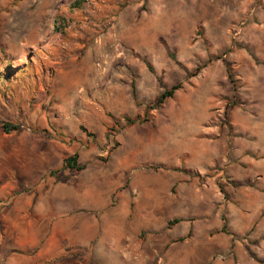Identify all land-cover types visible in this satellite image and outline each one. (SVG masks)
Masks as SVG:
<instances>
[{
    "label": "rangeland",
    "instance_id": "obj_1",
    "mask_svg": "<svg viewBox=\"0 0 264 264\" xmlns=\"http://www.w3.org/2000/svg\"><path fill=\"white\" fill-rule=\"evenodd\" d=\"M162 2L0 0L6 264H264V0Z\"/></svg>",
    "mask_w": 264,
    "mask_h": 264
},
{
    "label": "crops",
    "instance_id": "obj_2",
    "mask_svg": "<svg viewBox=\"0 0 264 264\" xmlns=\"http://www.w3.org/2000/svg\"><path fill=\"white\" fill-rule=\"evenodd\" d=\"M99 4H101L102 2H105L106 5H99V10H103L105 11H109V12H114L116 14H120L122 15L123 12H129V13H138L139 10H141L142 5L144 4H149L152 3L153 1H157V11H159V9H161L162 7V0H98ZM125 3L127 4L126 7H124L123 9L120 10L121 5ZM2 218V217H1ZM2 236L0 235V240ZM2 244V243H1ZM8 263L7 264H13V260L11 259V256H8ZM6 254L3 253L2 251H0V264H6L5 260H6Z\"/></svg>",
    "mask_w": 264,
    "mask_h": 264
},
{
    "label": "trees",
    "instance_id": "obj_3",
    "mask_svg": "<svg viewBox=\"0 0 264 264\" xmlns=\"http://www.w3.org/2000/svg\"><path fill=\"white\" fill-rule=\"evenodd\" d=\"M181 87H182L181 84H176V85L172 86L170 89L165 90L156 99V107H159L162 104H164L167 100L172 99L174 97V95H175V92L178 91L179 89H181ZM2 129H3L4 133L8 134V133H10L12 131H15L17 128L15 126H10V125L5 124V125L2 126ZM65 165H66V167H68L70 169H75L77 171H81V170L84 169V166L77 165L76 156L67 158L65 160ZM181 221H182L181 219H177V218L172 219L171 221L168 222L167 228L170 229L171 227L177 225ZM188 236H189V234H188Z\"/></svg>",
    "mask_w": 264,
    "mask_h": 264
}]
</instances>
